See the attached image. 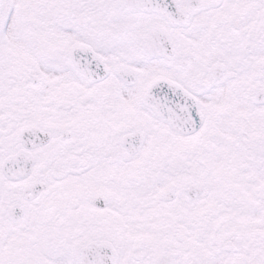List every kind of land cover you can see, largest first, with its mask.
Instances as JSON below:
<instances>
[{
	"label": "snow or ice",
	"instance_id": "1",
	"mask_svg": "<svg viewBox=\"0 0 264 264\" xmlns=\"http://www.w3.org/2000/svg\"><path fill=\"white\" fill-rule=\"evenodd\" d=\"M0 264H264V0H0Z\"/></svg>",
	"mask_w": 264,
	"mask_h": 264
}]
</instances>
